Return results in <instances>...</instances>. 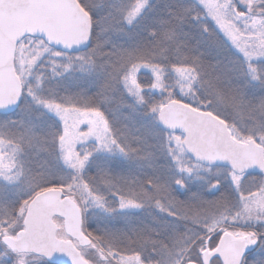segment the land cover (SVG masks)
<instances>
[{
    "label": "snow or ice",
    "instance_id": "obj_1",
    "mask_svg": "<svg viewBox=\"0 0 264 264\" xmlns=\"http://www.w3.org/2000/svg\"><path fill=\"white\" fill-rule=\"evenodd\" d=\"M0 264H264V0H0Z\"/></svg>",
    "mask_w": 264,
    "mask_h": 264
}]
</instances>
